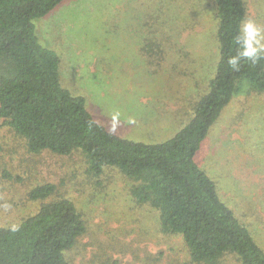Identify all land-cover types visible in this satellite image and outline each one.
I'll return each mask as SVG.
<instances>
[{"label": "rangeland", "instance_id": "obj_1", "mask_svg": "<svg viewBox=\"0 0 264 264\" xmlns=\"http://www.w3.org/2000/svg\"><path fill=\"white\" fill-rule=\"evenodd\" d=\"M245 2V19L264 27V0ZM217 22L214 0H65L33 20L39 42L59 56L62 86L85 97L107 130L147 143L171 138L209 90ZM247 90L224 109L195 159L264 249V93ZM45 183L53 193L30 198ZM137 183L113 167L88 173L80 151L32 153L0 117V225L68 198L86 225L66 253L71 264H202L181 235L161 230L154 207L135 200ZM222 264L238 262L229 255Z\"/></svg>", "mask_w": 264, "mask_h": 264}, {"label": "trees", "instance_id": "obj_2", "mask_svg": "<svg viewBox=\"0 0 264 264\" xmlns=\"http://www.w3.org/2000/svg\"><path fill=\"white\" fill-rule=\"evenodd\" d=\"M64 1L0 0V117L26 139L32 153L80 151L88 173L99 175L113 167L138 181L132 196L158 211L164 233L182 236L193 261L222 264L231 255L238 264H264V249L249 224L221 200L215 182L195 159L245 84L249 92L264 93V59L243 61L239 71L227 64L246 18L245 0H214L218 59L209 90L195 102L187 123L156 143L110 132L93 118L85 97L62 86L59 56L39 42L33 20ZM54 188L37 185L29 196L44 199ZM85 231L72 200L46 202L16 225H0V264H71L66 253Z\"/></svg>", "mask_w": 264, "mask_h": 264}, {"label": "clouds", "instance_id": "obj_3", "mask_svg": "<svg viewBox=\"0 0 264 264\" xmlns=\"http://www.w3.org/2000/svg\"><path fill=\"white\" fill-rule=\"evenodd\" d=\"M234 42L235 54L227 59V64L233 71H239V66L243 61L255 64L264 59V27L254 20L241 21L234 36ZM15 230L13 227V231Z\"/></svg>", "mask_w": 264, "mask_h": 264}, {"label": "crops", "instance_id": "obj_4", "mask_svg": "<svg viewBox=\"0 0 264 264\" xmlns=\"http://www.w3.org/2000/svg\"><path fill=\"white\" fill-rule=\"evenodd\" d=\"M178 117L179 116L176 117L175 115H173L171 117H168L167 119H169V121L171 122V121H176Z\"/></svg>", "mask_w": 264, "mask_h": 264}]
</instances>
